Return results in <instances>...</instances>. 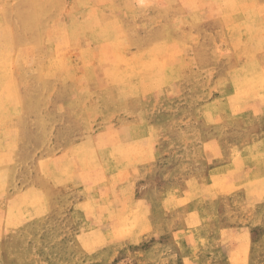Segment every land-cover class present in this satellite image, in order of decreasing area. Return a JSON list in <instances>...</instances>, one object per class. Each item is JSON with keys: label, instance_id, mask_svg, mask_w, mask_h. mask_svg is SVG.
I'll return each instance as SVG.
<instances>
[{"label": "rangeland", "instance_id": "374dc122", "mask_svg": "<svg viewBox=\"0 0 264 264\" xmlns=\"http://www.w3.org/2000/svg\"><path fill=\"white\" fill-rule=\"evenodd\" d=\"M187 2L0 0V264H264V0Z\"/></svg>", "mask_w": 264, "mask_h": 264}, {"label": "bare ground", "instance_id": "6f19581e", "mask_svg": "<svg viewBox=\"0 0 264 264\" xmlns=\"http://www.w3.org/2000/svg\"><path fill=\"white\" fill-rule=\"evenodd\" d=\"M188 1L190 2V0H188ZM224 1H225V0H224ZM226 1H227V0H226ZM247 1L249 2V0H247ZM189 2H187V4H189ZM193 2H194V1H193ZM231 2H232V1H231ZM195 3H196V2H195ZM244 3H245V2H242V4H244ZM257 3H258V2H257ZM217 4H218V3H217ZM217 4H216V5H217ZM240 4H241V3H240ZM212 5H213V4H212ZM228 5H229V4H228ZM231 6H232V4H231ZM186 7H187V6H186ZM219 7H220V6H219ZM195 8H196V7H195ZM217 8H218V7H217ZM235 8H236V6H235ZM186 9H187V8H186ZM202 9H203V7H202ZM210 9H211V8H210ZM227 9H228V8H227ZM230 9H232V8H230ZM128 11H129V10H128ZM222 11H223V10H222ZM237 11H238V10H237ZM256 11H257V9H256ZM262 11H264V10H262ZM183 12H184V10H183ZM222 13H223V12H222ZM237 13H239V12H237ZM244 13H245V12H244ZM184 14H185V13H184ZM220 14H221V12H220ZM186 15H187V14H186ZM232 15H234V14H232ZM252 15H254V13H253ZM255 15H257V14H255ZM188 16H189V15H188ZM199 17H200V16H199ZM233 18H234V17H233ZM244 18H245V17H244ZM118 20H119V19H118ZM255 20H256V18H255ZM233 21H234V19H233ZM231 23H232V22H231ZM254 23H256V22H254ZM259 23H261V21H260ZM235 24H236V23H235ZM238 24H239V23H238ZM227 25H229V24H227ZM233 25H234V24H233ZM233 25H232V26H233ZM261 25H262V24H261ZM237 26H238V25L236 24V28H235V29H237ZM234 27H235V26H233V29H234ZM110 29H111V28H110ZM226 29H227V28H226ZM230 29H232L231 26H230ZM182 30H183V29H182ZM67 31H68V30H67ZM257 31H258V30H257ZM253 32H255V31H253ZM259 32H260V31H259ZM71 33H72V32H71ZM242 33H243V32H242ZM242 35H243V34H242ZM261 35H262V34H261ZM263 35H264V34H263ZM263 35H262V36H263ZM255 36H256V35H255ZM258 36H260V34H258ZM262 36H260V37H262ZM0 38H1V37H0ZM114 39H115V38H114ZM256 39H257V37H256ZM257 41H258V40H257ZM9 42H10V41H9ZM9 44H10V43H9ZM4 45H7V44H4ZM1 47H3V46H1ZM1 49H6V47H3V48H1ZM1 49H0V50H1ZM9 49H11V48H8V50H9ZM11 50H12V49H11ZM5 51H6V50H5ZM9 51H10V50H9ZM9 51H8V54H9ZM1 52H2V51H1ZM5 53H6V52H5ZM5 53L3 52V53H2V56H3V54H5ZM0 54H1V53H0ZM173 54H174V53H173ZM173 54H172V55H173ZM174 55H175V54H174ZM174 55H173V57H174ZM0 56H1V55H0ZM176 56H177V55H176ZM176 56H175V57H176ZM175 57H174V59H175ZM176 58H178V57H176ZM5 59H6V58H5ZM172 59H173V58H172ZM182 59H183V58H182ZM259 60H260V59H259ZM177 61H178V59H177ZM180 61H181V59H180ZM173 62H174V60H173ZM174 63H177V62H174ZM174 63H173V64H174ZM180 63H181V62H180ZM180 63H179V65H180ZM196 63H197V62H196ZM262 63H263V62H262ZM262 63H261V64H262ZM183 64H184V63H183ZM236 65H237V63H236ZM177 67H178V66H177ZM181 69H183V68H181ZM224 69H225V68H224ZM260 69H261V68H260ZM166 70H167V69H166ZM188 70H189V69H188ZM167 71H168V70H167ZM167 71H166V72H167ZM220 71H221V69H220ZM241 71H242V70H241ZM173 72H174V69H173ZM167 73H169V72H167ZM223 73L225 74V72H222V74H223ZM175 74H176V73H175ZM177 74H178V73H177ZM182 74H183V73H182ZM188 74H189V73H188ZM222 74H221V75H222ZM168 75H169V74H168ZM171 75H172V74H171ZM171 75H169V76H171ZM185 75H186V73H185ZM185 75H183V76H185ZM183 76H182V78H183ZM223 76H224V75H223ZM228 76H229V75H228ZM171 77H172V76H171ZM177 77H178V76H177ZM262 77H263V76L261 75V78H262ZM174 78L176 79L175 76H174ZM178 78H179V77H178ZM227 78H229V77H227ZM164 79H165V78H164ZM167 79H168V78H167ZM175 79H174V80H175ZM185 79H186V78H185ZM263 79H264V77H263ZM261 80H262V79H261ZM177 81H178V79H177ZM179 81H180V80H179ZM229 81H230V79H229ZM165 82H166V81H165ZM165 82H164V85H166ZM218 82H219V81H218ZM251 82H252V81H251ZM260 82H261V81H260ZM166 83H167V82H166ZM170 83H171V82H170ZM248 83H249V81H248ZM261 83H263V82H261ZM175 84H176V83H175ZM180 84H181V83H180ZM191 84H192V83H191ZM217 84H218V83H217ZM219 84H220V83H219ZM219 84H218V85H219ZM221 84H222V82H221ZM227 84H229V83H227ZM225 85H226V84H225ZM168 86H169V85H168ZM222 86H223V85H222ZM226 86H228V85H226ZM226 86H224V87H226ZM245 86H246V85H245ZM170 87H171V86H170ZM227 88H228V87H227ZM227 88H226V89H227ZM218 89H219V88H218ZM220 89H221V88H220ZM233 89H234V88H233ZM246 89H247V88H246ZM235 90H236V89H235ZM240 91H241V90H240ZM110 92H111V91H110ZM225 92H227V91H225ZM233 92H234V91H233ZM227 94H228V93H227ZM223 95H224V94H223ZM235 95H236V94H235ZM238 96H239V95H238ZM241 96H244V95H241ZM250 96H251V95H250ZM244 97H245V96H244ZM225 98H226V97H225ZM236 98H237V97H236ZM249 98H250V97H249ZM3 99H4V98H3ZM234 99H235V98H234ZM212 101H213V100H212ZM231 101H232V100H231ZM231 101H230V102H231ZM233 101H234V100H233ZM233 101L231 102L232 104H233ZM216 106H217V105H216ZM238 110H239V109H238ZM247 111H248V110H247ZM249 111H250V110H249ZM263 112H264V111H263ZM243 113H244V112H243ZM243 113H242V114H243ZM247 114H248V113H247ZM239 115H240V114H239ZM182 123H183V122H182ZM164 124H165V123H164ZM154 141H155V140H154ZM147 142H148V141H147ZM132 143H133V142H132ZM134 144H135V143H134ZM260 145H261V144H260ZM130 146H131V145H130ZM258 150H259V148H258ZM69 151H70V150H69ZM136 155H137V154H136ZM222 158H223V156H222ZM224 159H225V158H224ZM152 161H153V160H152ZM205 166H206V165H205ZM240 168H241V167H240ZM240 168H239V169H240ZM239 169H238V170H239ZM239 171H240V170H239ZM244 173H245V172H244ZM247 174H248V173H247ZM247 174H246V175H247ZM246 175H245V176H246ZM231 177H232V176H231ZM246 177H247V176H246ZM214 178H215V177H214ZM241 178H242V177H241ZM199 180H200V179H199ZM252 180H253V179H252ZM227 181H228V179H227ZM233 181H234V180H233ZM234 182H235V181H234ZM221 183H222V182H221ZM224 185H225V184H224ZM232 186H233V185H232ZM220 187H221V186H220ZM218 188H219V187H218ZM211 189H212V188H211ZM257 194H258V193H257ZM101 197H102V196H101ZM26 199H28V197H27ZM105 199H106V198H105ZM108 199H109V198H108ZM178 199H179V198H178ZM24 200H25V199H24ZM26 201H27V200H26ZM135 215H136V214H135ZM116 234H117V233H116ZM184 234H185V233H184ZM200 234H201V233H200ZM188 236H189V235H188ZM199 237H200V236H199ZM101 239H102V238H101ZM188 242H189V241H188ZM100 246H101V245H100ZM207 249H208V248H207Z\"/></svg>", "mask_w": 264, "mask_h": 264}]
</instances>
